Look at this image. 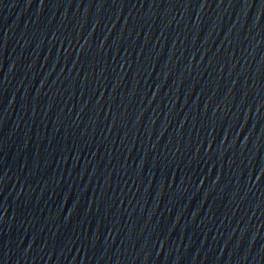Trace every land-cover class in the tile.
<instances>
[{"label": "water", "instance_id": "water-1", "mask_svg": "<svg viewBox=\"0 0 264 264\" xmlns=\"http://www.w3.org/2000/svg\"><path fill=\"white\" fill-rule=\"evenodd\" d=\"M0 264H264V0H0Z\"/></svg>", "mask_w": 264, "mask_h": 264}]
</instances>
